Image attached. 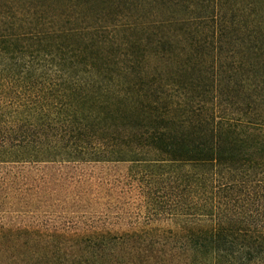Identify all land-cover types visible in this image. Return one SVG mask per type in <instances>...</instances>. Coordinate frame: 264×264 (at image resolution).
Instances as JSON below:
<instances>
[{
  "label": "trees",
  "instance_id": "1",
  "mask_svg": "<svg viewBox=\"0 0 264 264\" xmlns=\"http://www.w3.org/2000/svg\"><path fill=\"white\" fill-rule=\"evenodd\" d=\"M0 264H264V0H0Z\"/></svg>",
  "mask_w": 264,
  "mask_h": 264
},
{
  "label": "rangeland",
  "instance_id": "2",
  "mask_svg": "<svg viewBox=\"0 0 264 264\" xmlns=\"http://www.w3.org/2000/svg\"><path fill=\"white\" fill-rule=\"evenodd\" d=\"M127 163H90V164H63L42 165L40 172L61 173L66 177H81L84 182L80 183L83 189H89V194H96L106 200L107 187L116 183L128 171ZM96 184H102L101 189H96ZM89 186V187H87ZM100 191V192H98ZM105 193V194H104ZM101 200V201H102Z\"/></svg>",
  "mask_w": 264,
  "mask_h": 264
}]
</instances>
